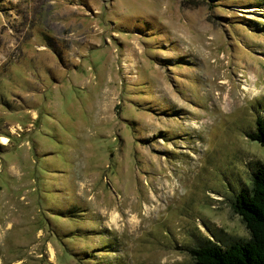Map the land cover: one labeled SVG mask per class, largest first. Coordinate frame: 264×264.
<instances>
[{"label": "rangeland", "instance_id": "1", "mask_svg": "<svg viewBox=\"0 0 264 264\" xmlns=\"http://www.w3.org/2000/svg\"><path fill=\"white\" fill-rule=\"evenodd\" d=\"M264 0H0V264H193L247 240Z\"/></svg>", "mask_w": 264, "mask_h": 264}, {"label": "trees", "instance_id": "2", "mask_svg": "<svg viewBox=\"0 0 264 264\" xmlns=\"http://www.w3.org/2000/svg\"><path fill=\"white\" fill-rule=\"evenodd\" d=\"M246 136L264 148V115L256 119L255 129ZM250 234L247 240L219 244L206 242L188 248L193 264H264V163L252 173L249 187L242 189L231 203Z\"/></svg>", "mask_w": 264, "mask_h": 264}]
</instances>
